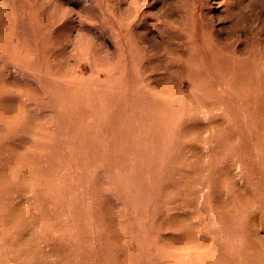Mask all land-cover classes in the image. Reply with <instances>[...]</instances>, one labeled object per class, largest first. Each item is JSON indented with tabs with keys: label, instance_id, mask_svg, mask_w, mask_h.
<instances>
[{
	"label": "rangeland",
	"instance_id": "obj_1",
	"mask_svg": "<svg viewBox=\"0 0 264 264\" xmlns=\"http://www.w3.org/2000/svg\"><path fill=\"white\" fill-rule=\"evenodd\" d=\"M0 264H264V0H0Z\"/></svg>",
	"mask_w": 264,
	"mask_h": 264
}]
</instances>
